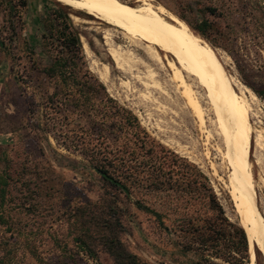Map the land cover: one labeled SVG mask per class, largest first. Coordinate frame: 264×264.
Segmentation results:
<instances>
[{
  "label": "rangeland",
  "instance_id": "obj_1",
  "mask_svg": "<svg viewBox=\"0 0 264 264\" xmlns=\"http://www.w3.org/2000/svg\"><path fill=\"white\" fill-rule=\"evenodd\" d=\"M119 1L135 8L141 5L136 0ZM148 2L165 8L177 19L176 14H181L191 22L207 19L214 25L210 38L218 42L217 46L191 30L221 58H228L223 63L230 78L257 96L256 102L250 92L244 93L253 103L254 132L261 131L264 136V99L257 93L264 91V0ZM72 6L56 0H0V39L6 46L0 52V170L6 169L12 177L8 211L21 233L16 263L116 264L105 250L104 234L96 229V219L107 217L114 223L121 222L116 235L145 264H229L221 260L207 262L200 253L179 256L175 248L167 246L165 232L154 218L123 196L119 199V215H106L113 198L102 189L90 165L81 155L58 147L51 135L41 132L45 118L39 106L43 99L35 87L53 86L33 68L50 63L42 45L45 20L56 11H66L81 41L85 39L89 45V54L83 49L89 69L111 97L133 112L153 140L195 164L210 180L227 217L239 223L228 187V150L218 141L206 145L169 69L147 57L143 46L124 39L120 30ZM210 9L215 10V15L209 13ZM114 49L123 58V64L126 62L123 70L117 68L109 54ZM104 65H108V70ZM150 70L156 74L160 91L151 87ZM143 79L150 84L149 88ZM261 155L264 159V152ZM251 164L257 205L264 218V162L257 164L251 157ZM81 239L91 253L82 249ZM249 246L250 264H264V254L255 244Z\"/></svg>",
  "mask_w": 264,
  "mask_h": 264
},
{
  "label": "trees",
  "instance_id": "obj_2",
  "mask_svg": "<svg viewBox=\"0 0 264 264\" xmlns=\"http://www.w3.org/2000/svg\"><path fill=\"white\" fill-rule=\"evenodd\" d=\"M208 11L215 15V10ZM176 16L202 39L218 45L210 38L214 25L209 20L191 22L181 14ZM44 27L42 45L50 63L36 64L33 69L53 87H35L43 99L39 106L45 118L41 132L90 165L102 189L113 198L105 214L119 215L123 196L154 218L165 232L167 246L175 248L179 256L200 253L210 263L250 264L247 233L240 222L227 217L208 177L195 164L153 140L133 112L111 97L89 69L80 34L68 12H54ZM5 50L0 39V52ZM257 93L264 99V91ZM11 182L9 171L0 170V264H19L21 233L8 211ZM96 221V229L104 234L105 250L116 264H145L116 235L120 221L114 223L107 217ZM80 245L91 251L83 239Z\"/></svg>",
  "mask_w": 264,
  "mask_h": 264
},
{
  "label": "bare ground",
  "instance_id": "obj_3",
  "mask_svg": "<svg viewBox=\"0 0 264 264\" xmlns=\"http://www.w3.org/2000/svg\"><path fill=\"white\" fill-rule=\"evenodd\" d=\"M56 1L71 3L76 10L120 30L124 39L143 46L147 57L160 67L165 65L169 69L171 80L181 91V97L196 119L206 145L218 141L226 146L230 170L228 187L240 225L245 229L250 245L255 244L264 254V218L257 205L258 195L254 188L251 164V157L256 159L257 164L264 162L261 155L264 152V136L261 131L254 132L253 103L247 100L244 93L250 92L253 100L257 96L238 80L230 78L223 63V60L227 62L229 59L221 58L214 48L203 43L184 22L169 14L165 8L153 6L148 0H136L141 4L139 8L125 5L119 0ZM83 40V49L87 54L89 45ZM109 54L117 68L123 70L126 62L123 64L119 52L114 49ZM135 62L138 61L135 59ZM104 66L108 70V65ZM124 72L131 73L128 70ZM148 77L153 84L151 87L160 91L161 86L153 70L148 71ZM145 87L149 88L150 84L146 82ZM212 114L214 117L210 118ZM216 149L221 152L220 147ZM252 150L257 155H253Z\"/></svg>",
  "mask_w": 264,
  "mask_h": 264
}]
</instances>
